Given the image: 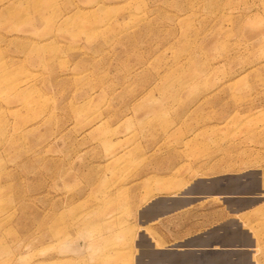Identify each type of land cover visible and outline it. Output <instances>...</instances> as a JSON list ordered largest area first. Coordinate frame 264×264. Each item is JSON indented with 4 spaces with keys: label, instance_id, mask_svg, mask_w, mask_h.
<instances>
[{
    "label": "rangeland",
    "instance_id": "1",
    "mask_svg": "<svg viewBox=\"0 0 264 264\" xmlns=\"http://www.w3.org/2000/svg\"><path fill=\"white\" fill-rule=\"evenodd\" d=\"M227 221L264 264V0H0V264H161Z\"/></svg>",
    "mask_w": 264,
    "mask_h": 264
},
{
    "label": "crops",
    "instance_id": "2",
    "mask_svg": "<svg viewBox=\"0 0 264 264\" xmlns=\"http://www.w3.org/2000/svg\"><path fill=\"white\" fill-rule=\"evenodd\" d=\"M254 246L250 231L236 222L227 221L198 235L169 243L161 249H152L149 246V251L162 258L161 264H183L177 262L179 256H185L187 259L197 256L199 264H208V261L220 264L221 259L225 264H256L252 259V253L247 251ZM217 247L223 250L202 253L203 250H215ZM162 255L164 256L161 257Z\"/></svg>",
    "mask_w": 264,
    "mask_h": 264
},
{
    "label": "water",
    "instance_id": "3",
    "mask_svg": "<svg viewBox=\"0 0 264 264\" xmlns=\"http://www.w3.org/2000/svg\"><path fill=\"white\" fill-rule=\"evenodd\" d=\"M225 184H219L221 178H211V179H198L193 182L188 188L185 189L183 194L185 195H200L205 196L209 193L211 194H224L231 195L234 194V181L235 177H225ZM198 184H202L204 188H197ZM209 192V193H207ZM190 200L184 199V197H170V198H158L146 205L140 212L139 216L143 223L149 222L155 218H158L165 213L177 210L184 205L188 204ZM148 243V241H146ZM151 247V245L149 244Z\"/></svg>",
    "mask_w": 264,
    "mask_h": 264
},
{
    "label": "bare ground",
    "instance_id": "4",
    "mask_svg": "<svg viewBox=\"0 0 264 264\" xmlns=\"http://www.w3.org/2000/svg\"><path fill=\"white\" fill-rule=\"evenodd\" d=\"M197 188H204V186L202 185V184H198L197 186H196ZM208 193V192H207ZM218 260H220V259H218ZM221 262H222V259H221V261H220V264H221Z\"/></svg>",
    "mask_w": 264,
    "mask_h": 264
}]
</instances>
